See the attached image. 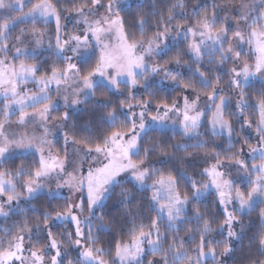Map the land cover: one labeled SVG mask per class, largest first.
<instances>
[{"label": "snow or ice", "instance_id": "obj_1", "mask_svg": "<svg viewBox=\"0 0 264 264\" xmlns=\"http://www.w3.org/2000/svg\"><path fill=\"white\" fill-rule=\"evenodd\" d=\"M134 3L0 0V264H264V0Z\"/></svg>", "mask_w": 264, "mask_h": 264}, {"label": "trees", "instance_id": "obj_2", "mask_svg": "<svg viewBox=\"0 0 264 264\" xmlns=\"http://www.w3.org/2000/svg\"><path fill=\"white\" fill-rule=\"evenodd\" d=\"M193 1V0H192ZM33 2H35V0H33ZM147 2H148V0H145V3H146V5H147ZM172 2H174V0H168V3H172ZM194 2H197V0H194ZM132 6L133 8H135V3L134 2H131V3H129V4H127V5H125V6ZM31 5L29 4L28 5V7H30ZM26 9V8H25ZM145 10H147V6H146V9ZM13 15H18V13H13ZM29 25L28 24H20V25H18L17 26V28L15 29V31H18L19 30V28H21V27H28ZM250 83L251 84H253L254 86H256V87H259L262 83H264V81H260V80H254V81H250ZM84 109H79V110H76V111H83ZM178 131V130H177ZM177 138H179V137H177ZM211 197H209V199H210ZM254 215V214H253ZM15 219V217H13V220ZM11 223V221H9V220H6L5 218H2V219H0V224H3V225H5V226H7V225H9ZM215 226V225H214ZM61 229H59V228H57V229H54V231H56V232H59ZM0 235H2V233H0ZM208 264H211V260H210V258H209V261H208ZM229 264H231V261L229 262Z\"/></svg>", "mask_w": 264, "mask_h": 264}, {"label": "rangeland", "instance_id": "obj_3", "mask_svg": "<svg viewBox=\"0 0 264 264\" xmlns=\"http://www.w3.org/2000/svg\"><path fill=\"white\" fill-rule=\"evenodd\" d=\"M131 2H134V0H124L125 5H127V4H129V3H131ZM185 3H186V4H194V3H196V2H194V0H193V1H192V0H185ZM25 11H27V8L25 9ZM12 14H13V13H12ZM71 27H72L71 24H69V28H71ZM244 50L247 51V45L244 46ZM254 59H255V54H253V60H254ZM254 80H260V81H261V79L259 78V76H256V77L251 78L250 81H254ZM248 135H249L250 137H252V142L255 143L256 140H255L254 133H252L251 131H249V132H248ZM238 182H239V181H238ZM245 186H246V185H245ZM65 191H66V190H65ZM2 218H4V217H0V219H2ZM76 253H77V250H75V249H72V250H70V252H69V254H70L71 256H76ZM46 259H47V257H46Z\"/></svg>", "mask_w": 264, "mask_h": 264}]
</instances>
